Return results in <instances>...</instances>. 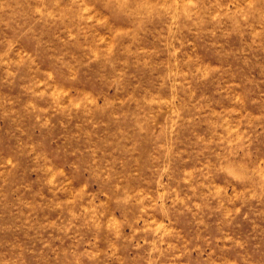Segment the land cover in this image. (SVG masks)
<instances>
[{"label":"rangeland","instance_id":"1","mask_svg":"<svg viewBox=\"0 0 264 264\" xmlns=\"http://www.w3.org/2000/svg\"><path fill=\"white\" fill-rule=\"evenodd\" d=\"M0 264H264V0H0Z\"/></svg>","mask_w":264,"mask_h":264}]
</instances>
